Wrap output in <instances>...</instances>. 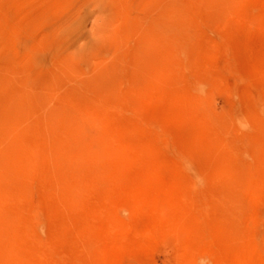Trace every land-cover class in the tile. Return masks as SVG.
Instances as JSON below:
<instances>
[{
  "label": "rangeland",
  "instance_id": "1",
  "mask_svg": "<svg viewBox=\"0 0 264 264\" xmlns=\"http://www.w3.org/2000/svg\"><path fill=\"white\" fill-rule=\"evenodd\" d=\"M0 264H264V0H0Z\"/></svg>",
  "mask_w": 264,
  "mask_h": 264
},
{
  "label": "bare ground",
  "instance_id": "2",
  "mask_svg": "<svg viewBox=\"0 0 264 264\" xmlns=\"http://www.w3.org/2000/svg\"><path fill=\"white\" fill-rule=\"evenodd\" d=\"M180 2V1H179ZM180 4H181V2H180ZM181 11V10H180ZM175 15V14H174ZM167 30H168V28H167ZM164 34H165V32H164ZM167 36V35H166ZM174 43V42H173ZM30 113H31V111H30ZM101 144V143H100ZM102 145V144H101ZM103 146V145H102ZM94 149V148H93ZM26 153V152H25ZM38 153V152H37ZM19 156V155H18ZM28 156V155H27ZM21 157V156H20ZM26 157V156H25ZM18 158V157H17ZM31 158V157H30ZM21 159V158H20ZM25 160V159H24ZM23 160V161H24ZM77 160V159H76ZM89 160V159H88ZM99 160V159H98ZM13 161V160H12ZM14 161H16V160H14ZM28 161V160H27ZM81 161H83V159L81 160ZM32 162V161H31ZM72 162H73V160H72ZM16 163H17V161H16ZM30 163V162H29ZM33 164V163H32ZM5 166V165H4ZM6 166H8L7 164H6ZM32 166V165H31ZM7 168V167H6ZM6 171V170H5ZM11 173V172H10ZM10 173H8L9 175H10ZM13 173V172H12ZM6 174V173H5ZM13 176V175H12ZM14 177V176H13ZM3 178V177H2ZM10 178V177H9ZM5 179V178H4ZM8 179V178H7ZM11 179H12V177H11ZM6 180V179H5ZM10 181V180H9ZM3 183V182H2ZM4 184V183H3Z\"/></svg>",
  "mask_w": 264,
  "mask_h": 264
}]
</instances>
